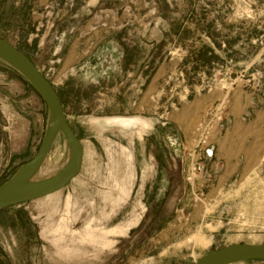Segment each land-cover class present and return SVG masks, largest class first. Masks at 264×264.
<instances>
[{"label": "rangeland", "instance_id": "1", "mask_svg": "<svg viewBox=\"0 0 264 264\" xmlns=\"http://www.w3.org/2000/svg\"><path fill=\"white\" fill-rule=\"evenodd\" d=\"M0 37L53 83L85 147L70 185L0 212V264H185L264 245V0H0ZM49 116L0 59V185ZM124 116L138 125L110 123ZM67 144L58 132L47 161L67 162Z\"/></svg>", "mask_w": 264, "mask_h": 264}, {"label": "water", "instance_id": "2", "mask_svg": "<svg viewBox=\"0 0 264 264\" xmlns=\"http://www.w3.org/2000/svg\"><path fill=\"white\" fill-rule=\"evenodd\" d=\"M0 59L18 70L46 102L49 115L52 116L56 124V131L53 132L49 145L51 146L58 132H61L69 143V158L66 165L53 178L27 186H12L8 183L0 185V209H2L43 197L46 198V196L70 185L71 181L79 175L82 169L85 147L67 118L55 86L39 70L33 60L22 50L1 37ZM44 151L45 139L37 155L30 163L37 161ZM253 260H264V245L251 243L231 244L219 249H211L197 260L188 261L185 264H234Z\"/></svg>", "mask_w": 264, "mask_h": 264}, {"label": "bare ground", "instance_id": "3", "mask_svg": "<svg viewBox=\"0 0 264 264\" xmlns=\"http://www.w3.org/2000/svg\"><path fill=\"white\" fill-rule=\"evenodd\" d=\"M137 118L134 117H117L109 119L110 123L116 124L122 128H128L132 126H136ZM56 124L53 121L52 116H49V121L47 125L46 136H45V151L42 156L35 162L26 164L22 166L17 173L12 177V179L8 182L10 185L15 186H27L34 185L44 181H47L61 172V170L65 167L66 162L64 164L53 165L50 164L46 159L47 158V150L50 148L49 140L53 135V132L56 130ZM63 137V136H62ZM68 143V142H67ZM66 146V145H65ZM67 148L69 150V143L67 144ZM67 150V151H68ZM66 155V154H65ZM58 160V159H57ZM56 160V161H57ZM59 162H61L59 160ZM200 241L204 243L205 239L201 238Z\"/></svg>", "mask_w": 264, "mask_h": 264}, {"label": "built area", "instance_id": "4", "mask_svg": "<svg viewBox=\"0 0 264 264\" xmlns=\"http://www.w3.org/2000/svg\"><path fill=\"white\" fill-rule=\"evenodd\" d=\"M202 126V125H201ZM207 125H205V128ZM201 143L205 144V152H207L208 155H211L212 148H209L210 143H208L207 138L201 139ZM201 160V158H200ZM197 159L196 162H193L188 166V170L186 171V179L189 183H194L195 180L201 175L204 171V165L202 164V161Z\"/></svg>", "mask_w": 264, "mask_h": 264}, {"label": "trees", "instance_id": "5", "mask_svg": "<svg viewBox=\"0 0 264 264\" xmlns=\"http://www.w3.org/2000/svg\"><path fill=\"white\" fill-rule=\"evenodd\" d=\"M26 54H27V52H26ZM28 55V54H27ZM200 58H196L197 60H201V56H199ZM206 61L207 62H209L210 61V58H208V59H206ZM60 97V96H59ZM62 102V101H61ZM9 208V207H8ZM8 208H2V209H0V212H5Z\"/></svg>", "mask_w": 264, "mask_h": 264}]
</instances>
